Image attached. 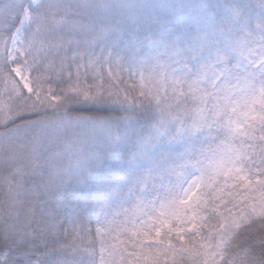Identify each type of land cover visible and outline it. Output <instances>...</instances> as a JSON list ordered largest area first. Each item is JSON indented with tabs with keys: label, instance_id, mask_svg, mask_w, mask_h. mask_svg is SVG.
Instances as JSON below:
<instances>
[{
	"label": "snow or ice",
	"instance_id": "6c2138e0",
	"mask_svg": "<svg viewBox=\"0 0 264 264\" xmlns=\"http://www.w3.org/2000/svg\"><path fill=\"white\" fill-rule=\"evenodd\" d=\"M0 264H264V0H0Z\"/></svg>",
	"mask_w": 264,
	"mask_h": 264
}]
</instances>
